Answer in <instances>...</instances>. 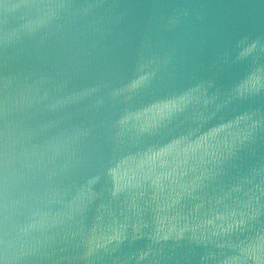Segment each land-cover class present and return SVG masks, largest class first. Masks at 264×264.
I'll list each match as a JSON object with an SVG mask.
<instances>
[{"label": "water", "instance_id": "95a60500", "mask_svg": "<svg viewBox=\"0 0 264 264\" xmlns=\"http://www.w3.org/2000/svg\"><path fill=\"white\" fill-rule=\"evenodd\" d=\"M0 264H264V0H0Z\"/></svg>", "mask_w": 264, "mask_h": 264}]
</instances>
